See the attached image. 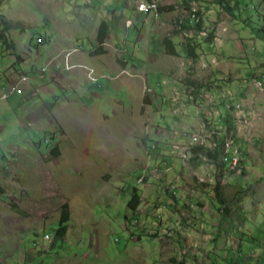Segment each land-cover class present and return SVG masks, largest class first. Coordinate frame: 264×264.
<instances>
[{"label": "rangeland", "instance_id": "obj_1", "mask_svg": "<svg viewBox=\"0 0 264 264\" xmlns=\"http://www.w3.org/2000/svg\"><path fill=\"white\" fill-rule=\"evenodd\" d=\"M146 1L0 0V264H228L237 244L264 264V2L157 0L174 11L148 17ZM102 21L107 53L92 56ZM174 32L176 56L163 44ZM61 47L82 72L52 74ZM228 123L244 170L222 182L227 214L191 139L213 149Z\"/></svg>", "mask_w": 264, "mask_h": 264}, {"label": "trees", "instance_id": "obj_2", "mask_svg": "<svg viewBox=\"0 0 264 264\" xmlns=\"http://www.w3.org/2000/svg\"><path fill=\"white\" fill-rule=\"evenodd\" d=\"M147 2L151 3V2H153V0H147ZM263 2H264V0H263ZM226 9L229 12L231 11L229 6H226ZM163 11H162V8H160V6L157 8L158 17L163 13ZM155 13H156L155 11L150 12V14H155ZM141 14H143V13H141ZM143 15H147V14H143ZM195 15L199 16L198 13H196ZM258 18H259V20L260 19L262 20V25H263V26L261 25L262 27L259 29V31H262L264 34V14L258 13ZM250 21H251L250 19L245 20V22L247 23V26H248ZM0 24L4 25V29L6 31L11 30V23L10 22L4 20V21H1ZM182 27L186 28V25L182 26ZM197 28L200 29L201 24H198ZM109 32H110V23L107 21L101 22V24L99 26V30H98V35L96 38L97 48L95 51L90 52V54L92 56L104 55L107 53L105 50V43L108 40ZM177 35H178V32H174V34L172 36L166 37L163 40V44L166 48V52L172 56L177 55V52L175 50V46H174L173 41H172L173 36L175 37ZM0 37L4 38V40H5V37L2 34L1 27H0ZM212 37L213 36H211V38H209L207 40L208 43L212 42ZM39 43H40V45L42 43H44V38H41ZM197 48H198V45L195 43V41L193 39H189V43L187 44V49L189 50L190 57L193 59H197V57H198V55L196 54ZM231 127H232V125L230 123H228V126L224 128V132L221 136L220 141L218 142V145H216L213 149L207 147L204 143H201V144L199 143V144H197L198 146L192 148V153L194 155H196V157L200 156V155L205 156L208 160H210L214 164L217 175H216L215 184L213 185V191L215 193V198L217 199L218 203L221 206V212L227 213V214H228V212L231 211V207L227 206V200H226V197L224 194V190H223L224 188H223L222 182L224 180L226 172H230L234 176L235 173H238V172L244 170V164H243L244 162L242 160L240 161V165L237 168H233L231 164L226 163L223 159L224 155H225V149H226V139H227L228 133L231 130ZM233 142H235V141L233 140ZM234 146H235V144H234ZM235 147H237V146H235ZM155 149L156 148L153 146V148H151L150 151H153ZM58 151H59L58 146H54V148L51 151V155L54 157H58L59 156ZM166 169H168L167 165L163 164V167H161L159 170L160 171H167ZM174 193H176V192H174ZM172 198L175 201H177L176 194H174L172 196ZM141 203H142L141 197L139 196L137 190L135 189L131 195V199L129 201L128 207L132 211H136L139 208V206L141 205ZM14 209L18 214H21V215L23 214V212H21L18 208L14 207ZM70 221H71V211L69 209V206L67 204H65L61 209V214H60V219L58 222L57 229H53V228L50 229V230H52V235L54 237L55 243L57 241H60V240L63 241L67 237V234L69 232ZM235 249H237V254H236L237 257L235 256L234 260L227 258L228 264H240V263L246 264V263H248L249 260L252 259V257H250V256L247 257V256L242 255V244H237V247Z\"/></svg>", "mask_w": 264, "mask_h": 264}, {"label": "built area", "instance_id": "obj_3", "mask_svg": "<svg viewBox=\"0 0 264 264\" xmlns=\"http://www.w3.org/2000/svg\"><path fill=\"white\" fill-rule=\"evenodd\" d=\"M158 7L159 6H158V1L157 0H154L151 3H148L146 1L144 4H142L139 7V10L143 14H150V12L155 11L156 12L155 15L158 16V14H157V8ZM70 57H71V53H67L66 56H65V67H66L67 70H71L74 67L70 63V60H69ZM26 81H27V78L25 76L22 77L21 80L19 81V84L13 85L11 88H9L8 92H5V93L2 94V99H9L10 96H12V95L21 94L22 91H21L20 85L24 84ZM262 82L264 83V75L261 77L259 85H261ZM193 138L191 139V141L193 140ZM230 154L233 155V151H227L225 149V155H224L223 159H224V161L226 163H229V162L232 161V157L230 158ZM183 156L184 155H182V157Z\"/></svg>", "mask_w": 264, "mask_h": 264}, {"label": "crops", "instance_id": "obj_4", "mask_svg": "<svg viewBox=\"0 0 264 264\" xmlns=\"http://www.w3.org/2000/svg\"><path fill=\"white\" fill-rule=\"evenodd\" d=\"M160 6V8H162V11H163V13H165V12H170V11H174V6L173 5H168V4H166V3H162L161 5H159ZM162 13V14H163ZM161 14V15H162ZM143 15V14H142ZM150 15H153V14H150ZM145 16H148V17H150L149 15H145ZM153 17V16H152ZM154 18V17H153ZM103 22V21H102ZM106 43H107V41H106ZM106 43H105V46H106ZM212 46V45H211ZM62 48V51H60L61 53H59V55H57V57H56V59L57 58H62L63 56V54L65 53V52H72V51H74L73 53H75L76 51H77V49L76 48H74L73 50L72 49H65V48H63V47H61ZM77 53V52H76ZM75 53V55H74V57H75V59L73 60L72 58V61L75 63V64H72V65H74V66H76L77 68H73L72 70H70V71H73V70H75V69H77V71L78 72H82V68H79V66L80 65H82V63H83V58L82 57H80V55L77 53L76 54ZM56 55L54 54V57H55ZM54 61H55V59H53ZM87 64H89V62L87 63ZM70 71H68V70H66L65 69V66H64V59L62 58V61H60L59 62V64L57 65V66H54V68H53V73L52 74H54V73H56V74H58L59 73V75H61L62 77H65V76H69L70 75ZM99 75V74H98ZM108 75V74H107ZM104 76H106V75H104ZM251 84V83H250ZM252 85V84H251ZM249 86V87H252V86ZM241 90H246L245 91V95H247V89H244V86H243V88L241 89ZM246 98V97H245ZM239 148V147H238ZM238 148H234L233 149V155H232V161H233V159H238V155H237V149ZM231 161V162H232ZM238 161H239V159H238ZM230 162V163H231Z\"/></svg>", "mask_w": 264, "mask_h": 264}, {"label": "bare ground", "instance_id": "obj_5", "mask_svg": "<svg viewBox=\"0 0 264 264\" xmlns=\"http://www.w3.org/2000/svg\"><path fill=\"white\" fill-rule=\"evenodd\" d=\"M205 133V132H204ZM232 139V138H231ZM192 143H195V144H201V143H204V142H201V139L200 138H198V137H194L193 138V140H192ZM196 146V145H195ZM235 148V146H234V142L233 141H230V142H228V146H227V151H232L233 149ZM236 149V148H235ZM187 152V151H186ZM189 152V151H188ZM183 157L182 158H187V155L186 154H184L183 153ZM237 164H239V161H238V159H233V163H232V167L233 168H236L235 166L237 165ZM237 166H239V165H237Z\"/></svg>", "mask_w": 264, "mask_h": 264}, {"label": "clouds", "instance_id": "obj_6", "mask_svg": "<svg viewBox=\"0 0 264 264\" xmlns=\"http://www.w3.org/2000/svg\"><path fill=\"white\" fill-rule=\"evenodd\" d=\"M158 6H159V5H158ZM194 18H195V16H194ZM194 18L192 19V21H194V22H195V19H194ZM41 41H42V40H41ZM67 53H71V54H72V53H73V51H72V52H67ZM67 53H64V54H63V59H64V66H65V56H66V54H67ZM72 66H74V65H72ZM73 68H75V66H74ZM73 68H72V69H73ZM65 69H66V67H65ZM72 69H71V70H72ZM66 70H67V69H66ZM46 71H47V69H44V70H43V74H45V73H46ZM68 71H70V70H68ZM263 84H264V83H263ZM263 84H262V85H263ZM21 91H22V90H21ZM22 93H23V92H21V94H22ZM235 148H236V147H235Z\"/></svg>", "mask_w": 264, "mask_h": 264}]
</instances>
